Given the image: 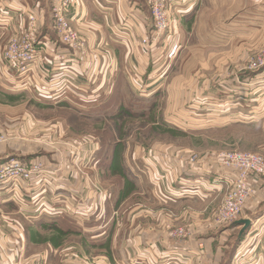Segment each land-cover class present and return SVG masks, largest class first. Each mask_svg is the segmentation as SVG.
<instances>
[{"label": "rangeland", "instance_id": "1", "mask_svg": "<svg viewBox=\"0 0 264 264\" xmlns=\"http://www.w3.org/2000/svg\"><path fill=\"white\" fill-rule=\"evenodd\" d=\"M54 3L55 0L52 4L48 0L45 7L35 11L21 6L0 8L2 69L5 70L4 48L12 37L27 29L28 15L38 17L37 34L47 24L45 33L56 36L52 19ZM175 11L167 9L169 29L153 45L157 50L150 66L156 72L153 79H159L151 90H133L125 76L117 72L96 102L82 99L73 91V95L67 92L66 99L60 100L57 96L62 95L63 89L56 85L59 82H52L58 71L42 78L55 85L48 94L40 89L41 79L37 88L29 83L15 92L0 75V137L3 139L0 144L11 141L27 145L29 161L23 163L43 164L47 173L44 179L60 181L63 192L68 194L63 201L70 208L77 210L81 205V211H94V215L80 221L82 227H96L95 235H99L97 245L89 246L84 244L87 241L84 235L73 233V223L64 225L69 229L66 232L60 226L40 227L35 231L29 226L25 234L27 252L28 240L54 245L78 241L83 253L88 252L83 257L87 258L86 264H96L95 260H102L97 264H107L104 261L108 260L107 245L112 243L114 256L119 254L118 260H128V249L122 248V242L138 235L132 226L143 219L138 217L141 207L137 193L152 198L159 193L163 200V197L174 200V184L187 178L189 182L199 180L198 183L213 190L209 203L215 209L212 227L229 228L221 243L219 264L230 261L240 264L237 257L240 251L245 262L258 264L264 260V177L252 180L253 193L234 221L215 225L216 213L232 186L229 180L237 174L221 167L217 155L252 152L264 158V0H195L193 10L182 23ZM148 13L153 27L149 8ZM75 15L68 14L73 28L79 18V14ZM19 20L23 23L18 24ZM176 36L178 44L171 51V38ZM59 45L52 44L48 49L55 56L61 55ZM40 52L44 58L46 48L42 47ZM71 58L69 54L65 58L68 64L78 63ZM167 65L170 69L163 75L161 70ZM52 69L56 70V65ZM57 80H61L60 75ZM8 159L19 158L8 156L0 164ZM37 178L38 183L43 181V176ZM196 185L181 187L189 190ZM199 191L205 192L202 186ZM166 203L160 206L169 217L183 209L197 208L193 203L179 205L168 200ZM153 204L150 202L147 208L156 207ZM38 210L41 211L40 207ZM111 213L113 217L109 218ZM62 215L71 217L68 211ZM25 217L17 216L23 223ZM240 219H249L251 223L239 237L241 226L234 224ZM147 220L151 225L154 219L148 216ZM166 221L162 242L169 246L184 245L189 237L185 236L187 223L179 220L173 226ZM6 222L0 218V223ZM180 229L184 237L175 233ZM3 234L0 260L20 264L21 244L9 241L7 232ZM132 248L135 257H139L138 246ZM144 254L147 252L140 249V257L144 258ZM71 260L80 262L75 256Z\"/></svg>", "mask_w": 264, "mask_h": 264}, {"label": "crops", "instance_id": "2", "mask_svg": "<svg viewBox=\"0 0 264 264\" xmlns=\"http://www.w3.org/2000/svg\"><path fill=\"white\" fill-rule=\"evenodd\" d=\"M49 2L52 4L53 0H49ZM46 3H48V0H0V8H17L21 6L35 11L39 7L40 9L45 7ZM194 4L195 0H167V9L173 8L175 11L180 6L179 10L175 11V15L182 23L184 18L190 15ZM70 13L79 14V18L75 21L74 29L79 33L85 46L78 56V63L70 67L69 71L61 73L60 79L63 91L62 95L57 96V99L61 100L62 97L66 99L65 95L67 92L73 95V91L80 95L84 94L83 97L78 95L80 98L94 102L97 98H100L99 93L106 88V85L111 82V78L117 72L125 76L129 87H132L133 90H151L155 86L159 78L153 79L156 72L150 66V61L157 49L152 46L149 53L141 44L142 38L148 36L152 29L146 0H72L68 9V14ZM43 19L41 20L42 24L44 23ZM1 23L5 24L6 22ZM22 23L23 21L19 20L18 24ZM45 27L39 33L42 35L40 36L41 40L48 43L51 42L54 46L59 45L56 36L54 37L52 34L48 35L45 33L48 32L47 24H45ZM14 29L16 32L15 25ZM178 38V36L171 38V51L177 47ZM165 41L167 42L168 40ZM166 42L164 43L166 44ZM58 47L61 48L59 50L62 53L61 55L66 58L68 50L61 45ZM48 48H52V46ZM48 48H46L44 58L34 64L27 83L37 88L38 82L41 79L40 89L51 92V84L44 82L41 77L44 72L43 69L49 70L51 68L53 60L47 57L55 56L53 51ZM169 69L170 65L164 67L161 70L162 74L168 73ZM54 71L56 70L52 69L50 72L53 73ZM0 75L8 82L10 90L16 92L20 86L25 87L23 78L17 80L15 78L6 79L9 76L4 73L1 66ZM71 76L74 77V83L66 81ZM54 78H58V75L54 76ZM97 79L99 80L96 81ZM110 87H112L111 84ZM8 156L19 158L17 160L22 162H28L29 147L20 142L11 141L0 144V162ZM186 179L181 178L174 184V200H170L167 197H163V200L160 197L162 194L159 195V193L154 195L153 198L149 194L137 193L138 206L141 207L138 217H143V219L138 221L135 226H132L136 229L138 235L122 242V248L128 249L129 259L118 260L119 254L118 257L114 256V246L111 243V246L107 245L108 253H106V258L108 257V260H104L107 264H219L222 254L221 243L229 228L217 229V227H212L215 209L209 203L213 190L206 187L203 183H198L199 180L191 181L190 179L189 182V179ZM230 179L233 180L234 178ZM37 181L38 178L34 179V182H31L29 185L23 184L19 188H4V190L0 191V218L8 220L6 224L0 223V241L4 235V231L9 234V241H19L22 248L19 257L20 264H83V262L86 264L84 260L87 258L83 257H87L85 256L87 255V251L83 253L82 250L84 248L78 241L54 245L52 242L42 243V241H39L36 243V241L28 240L29 252H27V249L25 250V234L29 231V226H31L32 231L40 227L60 226L59 229L66 232L67 230L69 231L65 227L66 224L73 223L75 227L73 233L84 235L87 238L84 244L89 246L97 245L96 239L99 236L95 235L96 227H82V221H80L82 218L86 219L94 215V211L86 213L80 210L81 205L77 210L74 207L70 208L66 205L63 199L68 194L63 192L60 181L57 183H55V180H51V182L44 180L40 183ZM192 182L198 184L196 185L198 188L196 192L180 193V188H183L181 187L182 185L194 184ZM201 186L205 190L203 194H200L199 191V187ZM167 200L179 205H182L183 202L188 203V205L189 203H193V206L197 208L183 209L178 215L169 217L164 213L165 209L160 206V203L168 204L166 203ZM150 202H153V205H156V207H153V209L147 208V204L150 206ZM51 204L52 206H50ZM38 207H40L41 211L38 210ZM65 210L69 212L72 218L65 217L62 213H59L61 211L66 212ZM32 214L33 216H31ZM17 216L21 219L25 217L26 223H23ZM111 216L113 217V213L109 215V218ZM148 216L154 219L151 225L148 224ZM166 220L173 224V226H176L179 220L187 223L185 224V236L189 237L184 242V245L175 243V245L170 244L169 246V244L167 245L162 242L163 238L161 237L164 236L166 227L164 223L167 222ZM79 227L82 228L79 229ZM89 233L94 235L90 236ZM2 241L4 240L2 239ZM19 243L17 244L19 245ZM133 246H138L137 252L139 257H135V253L132 250ZM36 249L39 251L36 252ZM140 249H144L147 252V254H144V258L140 257ZM240 249L241 247L238 251ZM70 251H75V253L72 255ZM241 255L242 251L237 253L238 259L240 258V264H255V262L250 260L248 262L241 260ZM71 256L79 258L80 262L79 260H71ZM95 261L97 264L102 260ZM261 261L263 262L264 260H260L258 264ZM232 263L231 261L229 262V264ZM0 264L5 263L0 260Z\"/></svg>", "mask_w": 264, "mask_h": 264}, {"label": "built area", "instance_id": "3", "mask_svg": "<svg viewBox=\"0 0 264 264\" xmlns=\"http://www.w3.org/2000/svg\"><path fill=\"white\" fill-rule=\"evenodd\" d=\"M70 5V0H55L52 6V19L58 43L69 50L68 54L72 56V60L77 61L85 43L79 33L72 27L71 20L68 18ZM147 5L153 20V27L150 34L142 38L141 44L144 48L151 49L159 37L169 29V19L167 0H147ZM37 19L38 17L33 14L28 15L27 29L12 37L2 53V60L5 64V70H3L9 76L7 78H15V80L23 78L24 84H29L27 82L34 64L42 59L41 48L52 46L51 43L38 38L36 33ZM52 62L54 63H51L52 68L56 65V71H58V74L53 75L52 82H59L56 85H60L62 88L61 80H57L54 76L69 71V68L74 64L72 62L68 64L69 62L62 55L54 56ZM43 70L42 78L51 71L50 69ZM68 80L69 83H74L73 76ZM51 87L53 85H50ZM2 141L3 139L0 137V143ZM189 161L192 162L193 159L190 158ZM217 161L221 167L237 172L235 178L229 182L232 186L225 195L223 203L215 216V225L223 226L234 221L242 212L253 193L252 180L264 177V158L252 152H221L217 155ZM42 173L44 174L42 175ZM45 174L47 175L45 166L41 163L25 164L17 159H8L0 164V191L4 190V188H19L23 184L29 185L34 182V179L41 176H43L44 181ZM226 181L227 179L225 178L224 182L226 183ZM197 190V186L189 190L180 188V193L196 192ZM59 213L63 214L64 212L61 211ZM175 233L179 236L184 235L181 229ZM8 257H6L7 260H9ZM5 264L13 263L9 260Z\"/></svg>", "mask_w": 264, "mask_h": 264}, {"label": "water", "instance_id": "4", "mask_svg": "<svg viewBox=\"0 0 264 264\" xmlns=\"http://www.w3.org/2000/svg\"><path fill=\"white\" fill-rule=\"evenodd\" d=\"M250 223H251V221L249 219H240V220L235 222L236 225L241 226L239 237L245 231V229H247L249 227Z\"/></svg>", "mask_w": 264, "mask_h": 264}, {"label": "trees", "instance_id": "5", "mask_svg": "<svg viewBox=\"0 0 264 264\" xmlns=\"http://www.w3.org/2000/svg\"><path fill=\"white\" fill-rule=\"evenodd\" d=\"M44 33V32H43ZM40 36H42L41 34H38V37L40 38Z\"/></svg>", "mask_w": 264, "mask_h": 264}]
</instances>
